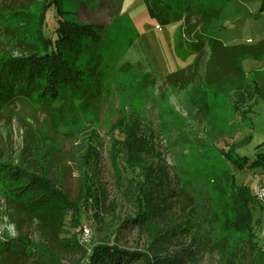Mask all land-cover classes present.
<instances>
[{"label":"rangeland","instance_id":"rangeland-1","mask_svg":"<svg viewBox=\"0 0 264 264\" xmlns=\"http://www.w3.org/2000/svg\"><path fill=\"white\" fill-rule=\"evenodd\" d=\"M105 1L113 2L117 14L104 21L95 50L86 56L89 74L76 101L31 95L13 98L1 109L0 99L1 160L24 162L31 171L47 167L79 207L77 213L67 212L61 223L44 224L9 206L0 187V245L17 236L45 242L59 259L54 255L46 263L0 248V264H82L84 249H69L63 243L74 234L85 248L105 244L149 257L159 254L165 258L162 261L181 257L176 264H264V202L252 212L254 237L239 229L225 234L218 214L230 181L214 171L222 165L218 155L222 148L237 147L248 155L264 151V98L259 97L264 93V61L245 60V80L254 78L256 84L241 83L237 96L207 86L205 99L211 109L200 112L198 92L192 99V89L171 88L164 81L167 74L194 60L184 37L180 39L179 22L164 24L152 17L145 0H62L64 12L56 16L80 21L84 7L91 10ZM161 1L175 4V0ZM37 2L0 0V8H33L31 4L38 7ZM220 2L221 14L210 34L229 45L245 44L247 39L252 42L246 44H254L264 37V0L213 3ZM53 11L51 25L58 23L51 17ZM0 53L17 56L19 51L10 40L0 39ZM202 80L201 76L188 84L200 90ZM129 123L139 127L149 152L130 163L120 129ZM229 171L251 193L254 186H264V173L240 177V170ZM200 173L217 178L207 184L212 190L207 210L198 209L193 197L179 188L187 191L185 185L200 178ZM91 180V195L86 197L84 186ZM141 189L150 190L153 200L157 194L163 196L152 200L158 208L143 222L138 221L143 213ZM78 215L79 224L73 226ZM84 226L90 234L83 241ZM128 264L144 261L137 257Z\"/></svg>","mask_w":264,"mask_h":264},{"label":"trees","instance_id":"trees-1","mask_svg":"<svg viewBox=\"0 0 264 264\" xmlns=\"http://www.w3.org/2000/svg\"><path fill=\"white\" fill-rule=\"evenodd\" d=\"M37 1L38 7L31 4L33 8L4 6L0 8V39L10 40L14 49L19 51L17 56L0 53V99L4 104L1 109L13 98L31 95L42 100L69 97L76 101V97L79 98L76 93L83 88L89 74L86 56L95 50L105 25L104 21L108 19L110 21L117 14L113 2L111 1L110 5L105 1L91 10L84 7L80 15L83 19L80 21L59 20L56 15L64 12L60 8L62 0ZM145 1L152 17L162 20L164 24L173 22L180 24V39L184 37L186 45H189L191 53L194 54V60L185 68L167 74L164 81L167 86H172L171 88L190 91L192 89L190 92L192 99L198 97L196 95L198 92L200 112L204 108L211 109L205 99L207 86L212 85L221 93L235 92L236 96L241 83L246 82L245 85L249 86L251 82L255 86L254 78L245 80L243 62L264 61V37L254 44L229 45L210 34V28L221 14V2L218 5L213 3L215 0H175L172 6L161 0ZM51 10H54L51 17L58 21L55 25L48 22ZM180 42L178 45L183 46ZM201 76L204 87L200 90L199 87L188 84L190 81L197 82ZM259 97L264 98V93H260ZM120 129H123L125 137L123 142L128 149L129 163L135 161L138 156L148 155L146 143L138 126L123 124ZM218 155L222 165L215 167L214 171L230 181L227 199L219 205L218 218L222 221L223 232L227 234L239 229L242 232H249L254 237L252 212L258 205L262 207L261 202L251 193L248 186L238 184V177L231 174L229 169L240 170V177L244 174L264 173V151L248 155L238 152L237 147L229 146L220 149ZM49 174L45 166L31 171L24 162L14 163L2 161L0 158L1 194L9 206L23 209L41 223H61L67 212L77 213L79 207L59 188L56 178ZM205 177L206 175H201L191 184H186L187 191L183 190V187L179 188L184 195L193 197L198 209L205 207L207 210L212 198V190L207 184L217 178L215 174L211 178ZM177 184L180 186L179 182ZM92 185L91 180L84 186L86 197L91 195ZM140 191L143 192L139 196L143 213L138 221L143 222L145 215L153 213L158 208L152 203L155 200H162L163 196L162 193H156L153 200L150 190ZM74 219L73 226H76L79 224L80 216ZM155 240L159 241V238ZM63 243L69 249L71 247L84 249L82 264H128L137 257L142 258L144 264H176L181 260L179 257L162 261L165 258H160L159 254L149 257L145 252H127L114 245L95 244L85 248L76 234L71 236V241L66 240ZM47 247L45 242L36 243L19 236L9 238L0 245V248L16 255H31L33 259L51 263L54 255L56 259L58 256L57 252L53 254Z\"/></svg>","mask_w":264,"mask_h":264},{"label":"built area","instance_id":"built-area-1","mask_svg":"<svg viewBox=\"0 0 264 264\" xmlns=\"http://www.w3.org/2000/svg\"><path fill=\"white\" fill-rule=\"evenodd\" d=\"M246 43H249V40H247ZM252 194L258 199L259 202H264V186H254L252 188ZM90 231L88 227H82L81 228V239L84 241L89 237Z\"/></svg>","mask_w":264,"mask_h":264},{"label":"crops","instance_id":"crops-1","mask_svg":"<svg viewBox=\"0 0 264 264\" xmlns=\"http://www.w3.org/2000/svg\"><path fill=\"white\" fill-rule=\"evenodd\" d=\"M247 40H249V43H251V42H252L250 39H247ZM247 40H246V41H247ZM245 44H246V42H245ZM244 62H245V61H244ZM244 62H243V63H244Z\"/></svg>","mask_w":264,"mask_h":264}]
</instances>
